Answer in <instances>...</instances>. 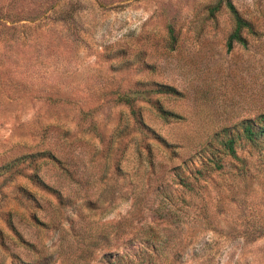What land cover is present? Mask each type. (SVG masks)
Returning a JSON list of instances; mask_svg holds the SVG:
<instances>
[{"label":"rangeland","instance_id":"1","mask_svg":"<svg viewBox=\"0 0 264 264\" xmlns=\"http://www.w3.org/2000/svg\"><path fill=\"white\" fill-rule=\"evenodd\" d=\"M218 1L0 0V264H264V139L222 146L264 115V0L232 51Z\"/></svg>","mask_w":264,"mask_h":264},{"label":"trees","instance_id":"2","mask_svg":"<svg viewBox=\"0 0 264 264\" xmlns=\"http://www.w3.org/2000/svg\"><path fill=\"white\" fill-rule=\"evenodd\" d=\"M222 9H226L229 12L234 22L233 30L227 39L228 51H232L236 45L247 46L248 40L245 37V33L254 34L255 31H254L253 23H251L249 20H247L242 16V14L236 7L233 0H219L218 3L215 6H213L210 10L212 14H216ZM170 38L172 43L176 41L173 33V29L170 30ZM148 92L152 94H161V95H172V96L180 95V92L176 88L168 85H158L155 89L149 90ZM144 93L146 92L130 91L128 93L119 94L116 99V102L118 104H124L131 107L133 111V115L135 116L138 125L140 127L143 126L147 128L139 112L133 109L135 102L138 99H140L139 97L144 98L143 96ZM157 110L160 116L166 120L171 118H176V119L180 118V116H178L177 114L169 112L164 108H162L161 106H157ZM258 119L259 121H255V122L248 121L244 123L242 134H238L237 136L226 135L227 138H225V140L222 141L223 151L225 155L231 156L233 159L236 160L239 159L238 150H237L238 137H243L253 145H258V143L264 139V115H261ZM38 156H42V154L37 155L36 157ZM25 158L27 157L18 159L13 163L8 164L7 166H5L4 169L8 170L17 166L19 163L23 162ZM48 158L52 160L53 163L58 162L54 156L49 155ZM221 162L222 160H217L214 162L216 169L223 168Z\"/></svg>","mask_w":264,"mask_h":264}]
</instances>
